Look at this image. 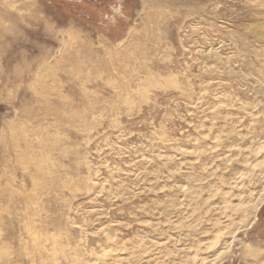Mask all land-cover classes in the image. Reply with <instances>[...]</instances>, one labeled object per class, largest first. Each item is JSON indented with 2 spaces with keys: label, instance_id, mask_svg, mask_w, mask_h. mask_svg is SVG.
<instances>
[{
  "label": "clouds",
  "instance_id": "clouds-1",
  "mask_svg": "<svg viewBox=\"0 0 264 264\" xmlns=\"http://www.w3.org/2000/svg\"><path fill=\"white\" fill-rule=\"evenodd\" d=\"M45 2L0 0V264H264V0Z\"/></svg>",
  "mask_w": 264,
  "mask_h": 264
},
{
  "label": "rangeland",
  "instance_id": "rangeland-1",
  "mask_svg": "<svg viewBox=\"0 0 264 264\" xmlns=\"http://www.w3.org/2000/svg\"><path fill=\"white\" fill-rule=\"evenodd\" d=\"M14 2H16V0H8V3ZM161 3H163V0H161ZM60 7L61 5L53 0V3L51 4L45 2L44 11L55 18L56 12L60 9ZM4 15L5 18H8L10 15L15 16L16 13H9L5 10ZM253 23H255V21ZM261 28L264 29V21H261ZM5 39L6 45L3 50L4 63L9 67L15 66L21 72L25 71L27 65L25 64V57L23 53L31 51V41L35 39L32 31L21 26V33L17 36L15 42H13L14 38L12 35L7 36ZM193 42H195V37L193 38ZM41 63H43V61H41ZM44 70L46 71V69ZM49 86L52 90V99L50 104L53 107L61 103H69L73 99L67 89L63 72L53 69L50 73H48V77H46V84H43V88L42 82L37 79L36 87L38 90L43 91ZM92 87V85L85 84L83 86V90L90 92ZM78 91L82 90L78 89ZM262 212H264V209H262ZM213 251H215V249H213Z\"/></svg>",
  "mask_w": 264,
  "mask_h": 264
}]
</instances>
